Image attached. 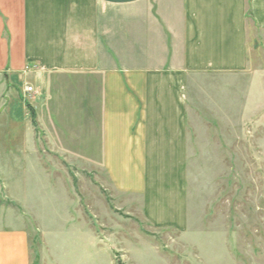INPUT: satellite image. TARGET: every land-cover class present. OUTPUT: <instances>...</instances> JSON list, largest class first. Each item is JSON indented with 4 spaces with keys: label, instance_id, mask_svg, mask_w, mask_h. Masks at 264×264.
<instances>
[{
    "label": "crops",
    "instance_id": "obj_1",
    "mask_svg": "<svg viewBox=\"0 0 264 264\" xmlns=\"http://www.w3.org/2000/svg\"><path fill=\"white\" fill-rule=\"evenodd\" d=\"M252 30L264 0H0L1 202L76 163L185 226L190 77L247 71ZM29 238L0 229V264H31Z\"/></svg>",
    "mask_w": 264,
    "mask_h": 264
},
{
    "label": "rangeland",
    "instance_id": "obj_2",
    "mask_svg": "<svg viewBox=\"0 0 264 264\" xmlns=\"http://www.w3.org/2000/svg\"><path fill=\"white\" fill-rule=\"evenodd\" d=\"M250 47L244 73L190 77L185 226L154 227L138 196L68 163L33 179L32 209L0 200V229L28 230L31 264H264V33Z\"/></svg>",
    "mask_w": 264,
    "mask_h": 264
},
{
    "label": "built area",
    "instance_id": "obj_3",
    "mask_svg": "<svg viewBox=\"0 0 264 264\" xmlns=\"http://www.w3.org/2000/svg\"><path fill=\"white\" fill-rule=\"evenodd\" d=\"M27 70H28V68H27ZM33 93H34V89H33V87L27 85V86L25 87V96L31 95V94H33Z\"/></svg>",
    "mask_w": 264,
    "mask_h": 264
}]
</instances>
